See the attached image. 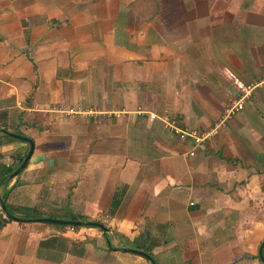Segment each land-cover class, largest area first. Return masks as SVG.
Listing matches in <instances>:
<instances>
[{
	"label": "crops",
	"instance_id": "crops-1",
	"mask_svg": "<svg viewBox=\"0 0 264 264\" xmlns=\"http://www.w3.org/2000/svg\"><path fill=\"white\" fill-rule=\"evenodd\" d=\"M1 130L0 264H263L264 0H0Z\"/></svg>",
	"mask_w": 264,
	"mask_h": 264
},
{
	"label": "water",
	"instance_id": "water-1",
	"mask_svg": "<svg viewBox=\"0 0 264 264\" xmlns=\"http://www.w3.org/2000/svg\"><path fill=\"white\" fill-rule=\"evenodd\" d=\"M0 132L2 134L10 136V137H12V138H14L16 140L24 141V142H26L29 145L28 152H27L25 158L23 159V161L21 162L20 166L11 175H9V179H12V178L16 177L19 174V172L26 166L30 156L32 155L33 149H34L33 142L29 138H26V137L18 135V134L9 133V132L4 131V130H1ZM3 210L5 212V209H3ZM13 220L15 222L24 221V220H21V219L16 218V217H13ZM39 221L46 222V223H56V224H62V225H69V226H73V225L82 226V225L85 224V223H82V222H74V221H67L66 222V221H57V220H52V219H40ZM89 224H91L93 227L99 228L104 233L108 232L107 228H105L101 224H98V223H89ZM263 248H264V241L261 243V245L259 247V250H258V258L264 264ZM122 251H127V252L134 253L136 255H139V256L145 258L146 260H148L150 262V264H154V261L152 260V258L150 256H148L147 254H145V253H142V252H139V251H136V250H131V249H122Z\"/></svg>",
	"mask_w": 264,
	"mask_h": 264
},
{
	"label": "trees",
	"instance_id": "trees-1",
	"mask_svg": "<svg viewBox=\"0 0 264 264\" xmlns=\"http://www.w3.org/2000/svg\"><path fill=\"white\" fill-rule=\"evenodd\" d=\"M16 134L23 136L21 133L17 132ZM0 142L2 143H13V142H20L19 140H16L10 136H7L5 134H0ZM27 149L28 147H26L24 154L23 155H19V156H15L12 157L11 159L13 160H18V165L16 166V168H13L11 164H6V163H0V188L4 187L8 182H9V175H11L21 164V162L23 161V159L26 156L27 153ZM26 166L23 168L25 169ZM22 169V170H23ZM6 198H7V194L3 191L0 192V228L4 227V225H6L9 222L14 221L13 220V215L8 211L7 209V205H6ZM5 209V212L4 210ZM5 215L6 216V220L2 218V216ZM72 221L74 222H78L79 220H77L76 218H72ZM64 226V225H62ZM85 227L91 228L93 227L91 224H89V222L84 224ZM73 228H78V226L73 225ZM105 237H107L106 234H104Z\"/></svg>",
	"mask_w": 264,
	"mask_h": 264
},
{
	"label": "rangeland",
	"instance_id": "rangeland-1",
	"mask_svg": "<svg viewBox=\"0 0 264 264\" xmlns=\"http://www.w3.org/2000/svg\"><path fill=\"white\" fill-rule=\"evenodd\" d=\"M14 134H16V133H14ZM23 135V134H22ZM24 136V135H23ZM24 146V145H22L20 142L18 143V142H13V143H11L9 146H13V147H15V146ZM27 146V145H26ZM8 155H5V156H0V160L2 161V163H6V164H9L10 163V159H8V157H7ZM0 161V162H1ZM49 215V214H48ZM51 217H53V219L52 220H57V221H66L67 222V220H70V217H68V218H64V219H67V220H64V219H61V217H59V216H57V215H55V214H51L50 215ZM47 217H49V216H47ZM88 221H90V220H85V222L84 223H86V222H88ZM92 222V221H91ZM98 223V224H102L100 221H93L92 223ZM103 225V224H102Z\"/></svg>",
	"mask_w": 264,
	"mask_h": 264
},
{
	"label": "built area",
	"instance_id": "built-area-1",
	"mask_svg": "<svg viewBox=\"0 0 264 264\" xmlns=\"http://www.w3.org/2000/svg\"><path fill=\"white\" fill-rule=\"evenodd\" d=\"M241 89V91L244 93V91H246L248 88L247 87H243V86H240L239 87ZM242 109V105L240 103L238 104H234L232 107H231V110L232 111H238V110H241ZM3 219H7L5 215L2 216Z\"/></svg>",
	"mask_w": 264,
	"mask_h": 264
}]
</instances>
